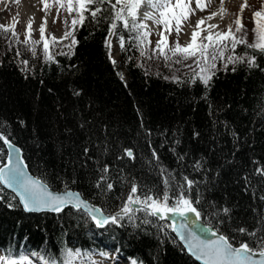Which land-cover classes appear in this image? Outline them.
I'll return each mask as SVG.
<instances>
[{
  "label": "trees",
  "instance_id": "trees-1",
  "mask_svg": "<svg viewBox=\"0 0 264 264\" xmlns=\"http://www.w3.org/2000/svg\"><path fill=\"white\" fill-rule=\"evenodd\" d=\"M100 7L105 10L95 19L83 13L86 19L75 28L77 44L70 56L55 53L68 52L65 45L71 38L52 48L51 37L44 33L55 54L50 63L43 41L31 34V40L41 41L33 56L28 30L23 39L17 32L18 39L11 32L0 34V135L20 148L37 179L55 191H65L67 185V190L77 191L107 214L120 210L133 183L137 195L162 192V180L169 173L175 176L168 192L173 203L178 183L187 176L198 182L201 203L193 206L201 212V222L234 236L230 240L234 246L247 242L259 252L264 177L254 170L264 167V55L239 46L236 54L245 60L255 56L259 66L245 62L234 65L235 71L231 64L225 70L218 60L206 89L199 81L188 82L189 69L171 74L166 69L171 62L154 56L155 47L141 56L135 33L120 26L125 50L120 48L113 64L105 43L111 12L107 5ZM115 39L119 42L118 36ZM25 60L27 65L21 63ZM5 158L0 140V166ZM195 161H201V170H194ZM104 164L109 167L111 191L104 183L95 187ZM185 194L195 200L197 187L191 192L185 188ZM0 197V254L5 261L38 256L44 264L53 258L64 264L68 249L90 256L117 255L135 264H198L164 219L144 212L98 229L80 210L28 214L1 185ZM211 205L230 209L225 224L218 222ZM238 227L257 235L239 234Z\"/></svg>",
  "mask_w": 264,
  "mask_h": 264
},
{
  "label": "snow or ice",
  "instance_id": "snow-or-ice-1",
  "mask_svg": "<svg viewBox=\"0 0 264 264\" xmlns=\"http://www.w3.org/2000/svg\"><path fill=\"white\" fill-rule=\"evenodd\" d=\"M57 4L61 8H66L69 13L73 11L78 12V18L72 20V31H65L64 36L59 38L51 37L52 48H55L57 44L61 43L63 40L71 38L70 43L65 45L68 48V52H59L55 54L59 55H72L74 54V47L77 41L74 36V31L76 26L83 25L86 17L84 12H89L90 16L95 19L98 14H100L105 9H102L100 5H107L108 10L111 12V23L109 27V37L118 36L121 50H125V40L122 35L118 34V29L120 26L127 30L130 34L135 33L136 46L140 51L141 56L148 55V48L151 45V40L149 37L152 35L151 29H149L148 24L144 21H152L155 25H163L165 31L159 32L158 35L161 37L156 42V46L152 49V53L157 58L162 57L167 64L168 62H174L177 64L184 65L185 61L192 60V64L186 65L190 70V76L188 82L195 84L198 81L202 83L205 88H210L211 81L215 77L217 70V61H223V68L228 69V66L233 65L232 71H235L234 65L238 63H247L249 67H258L255 56H249L245 60L244 56L236 54V49L243 45L245 48H251L254 52H258L260 55H264V5H262L261 10H256L253 13V21L255 27L253 28V33L255 35V40L253 43H248L246 39V31L242 23V18L237 15L234 23L236 25L233 31L232 26H228L227 31H220L217 24L208 23L212 21L217 16L220 19H224L227 12L224 8V0H220V10L218 12H211L208 16L202 17L197 20L195 27L192 31L190 42L181 45L179 43V36L182 32L185 23L190 22V16L195 14L196 10L201 12L207 10L213 0H75V5L73 0H67V3H63L62 0H56ZM147 3L150 7L158 9V14H150L145 12L142 19L139 15V10L143 4ZM195 3V9L192 8V4ZM78 6V7H77ZM248 5L245 3L241 5L240 13L242 14L245 7ZM47 7V4L45 5ZM67 23V22H66ZM204 26L201 28V26ZM215 30V31H214ZM176 33L177 40L173 46L168 45V36L172 35V32ZM11 32L12 36L18 39L15 32V25L9 28L6 25H0V34H5ZM45 27L42 25L40 28L41 41H43V51L45 54L46 62H53L54 53L50 51L49 41L44 37ZM167 32V35L165 34ZM203 33V35L201 34ZM240 33L241 35H237ZM28 37L32 44V54L36 55L35 46L41 41L31 40V22L28 25ZM28 43V41H25ZM106 47L109 49V57L111 59L112 51V41L111 39H106ZM229 53L227 56L225 55ZM19 55V53H17ZM149 59L151 57H148ZM24 65H27L28 61H22ZM113 60V64H115ZM194 65V66H193ZM167 79V77H165ZM174 82L181 83L177 78L173 77ZM195 135H199L196 133ZM0 140H3L5 145L12 148L10 141L0 135ZM179 143V141H177ZM18 151V150H17ZM85 156L88 155L89 149L84 148ZM125 154L128 157H133V153L130 149H125ZM155 159V151L152 153ZM9 161L11 160V153H8ZM179 159L182 161L183 156ZM22 163V161H20ZM26 167V166H25ZM194 170H201L203 164L201 161H195L193 163ZM161 174L164 175L165 169L161 168ZM255 174L264 177V167H257ZM99 178L95 184L98 189L101 184H106V190L111 191L113 189V184L108 183V172L109 167L104 164L99 167ZM175 180V176L171 173L167 175L165 179L162 180L165 188L162 192L156 193L155 195L150 194V192H145L142 195H137L138 186L133 183L127 199L124 201L122 207L119 211L111 215H104L102 212L99 217H97L94 212H100V209L90 208L88 204L82 200L79 193H74L66 190L63 193H54L49 191L46 186L40 184L38 181L33 180L28 177L24 170L19 166H12L10 163L7 166V171L4 167H0V184L6 185L7 187L16 186L17 194L20 196V203L23 205L25 211H41V210H51L55 212H60L65 206L71 205L75 209L79 210L84 208L87 210L88 214L91 215L92 219L96 222L97 227H104L105 225L111 223L113 225L118 224L119 220L123 217H127L129 220L133 219V214L136 211H141L146 214V216L156 217L158 220H163L168 217L169 214L172 216H179L184 219L183 223H180L178 227L172 224V231L176 232L182 241L185 242L188 251L195 257L196 260H202L203 264H264V260L253 261V258L249 253L254 251L252 245L247 242L239 243V246L234 247L230 243L231 239L235 237H229L224 234H217V232H211V236L216 237L215 239H201L194 231H189L191 221L188 219V214L193 213L195 219L199 220L201 217V212L197 210L193 204L199 205L201 199L198 192V182L195 180L188 179L187 176L182 177V182L178 183L179 193H174L175 201L170 203L172 197L168 195L169 191H172L170 187V182ZM245 181L248 182V177H245ZM75 183V181H73ZM197 187V198L193 200L187 194H185V188L188 192H191ZM2 199V197H0ZM260 200L264 201V196L259 197ZM133 205L139 207L134 208ZM11 206V205H10ZM213 208V215L218 219L220 224L226 223V218H230V209L223 207L219 210L215 209V205H211ZM261 221L264 222V216L261 217ZM145 223L149 221L145 220ZM198 231L202 233H208L209 230L201 226ZM264 231V229H261ZM236 232L242 235H247L253 237L257 235L256 231H248L244 227H238ZM261 250L259 255L264 257V235L259 237ZM66 258L64 264L78 256L79 252L73 253L72 250L65 249ZM22 259H27V257H22ZM6 257L0 256V261H5ZM6 264H15L13 260H7ZM45 264H57V261L53 258L50 261H45Z\"/></svg>",
  "mask_w": 264,
  "mask_h": 264
},
{
  "label": "rangeland",
  "instance_id": "rangeland-1",
  "mask_svg": "<svg viewBox=\"0 0 264 264\" xmlns=\"http://www.w3.org/2000/svg\"><path fill=\"white\" fill-rule=\"evenodd\" d=\"M31 2V3H30ZM34 2V3H33ZM63 3H67V0H62ZM27 4L23 6L24 4ZM75 5V0H73ZM247 4L248 6L245 7L243 13H240L241 5ZM263 0H224V8L227 12V15L224 19H220L219 16L214 18L210 21L213 24H217L219 27L217 30L220 31H227L228 26L231 25L233 31L235 30V19L237 15H240L242 18V23L244 25L245 31L247 33L246 39L248 43H253L255 40V35L253 33V28L255 27L253 21V13L254 11L261 9ZM47 4V7L45 5ZM38 5V6H37ZM26 6L28 8H26ZM33 8H32V7ZM220 0H213L211 6L205 11H219L220 10ZM36 7V8H35ZM78 7V6H77ZM195 3L192 4V8L195 9ZM213 7V10H211ZM25 8V9H24ZM205 11L201 12L199 10L195 11V14L190 16V22L193 23L194 17L197 16H207L210 13H206ZM78 12L73 11L69 13L66 8H61L59 4H57L56 0H0V25L6 26H13L15 25V32H17L18 36L23 39L25 34V29L28 30L29 22H31V34L34 35L35 39H41L40 28L43 25L45 27V34L47 37L55 36L57 39L64 36L65 31H71L72 28V20L78 17ZM204 13V14H203ZM158 14V11H157ZM216 20V21H215ZM67 22V23H66ZM208 22V23H210ZM186 24L183 26L182 32L179 36V43L181 45H185L190 42V35L184 31ZM203 26V25H202ZM201 26V28H203ZM159 31L152 32V35L149 37L151 40V47L156 46L157 40L161 37L158 35L159 32L165 31L163 25H159ZM215 31V30H214ZM167 35V32H165ZM203 35V33H201ZM237 35H241L237 33ZM185 38H184V37ZM187 36V37H186ZM189 37V38H188ZM112 41V51H111V60H117L118 51L120 50V44H116L114 36L108 37V39ZM177 36L176 33L173 31L172 35L168 36V45L173 46L176 43ZM108 48V47H107ZM109 51V49H108ZM164 63V62H163ZM162 63V64H163ZM192 64V60H188L184 62V65L177 64L171 62L167 70L172 74H176L177 72L185 71L189 69L186 65ZM174 70H177L175 72ZM190 70V69H189ZM76 253V252H73ZM39 259L37 257L32 258L31 256L28 259H21L20 261L16 262L15 264H41L38 263ZM117 260H119L117 262ZM68 264H134L128 263L126 261H120L118 258H114L112 256L105 257V256H94L84 254L79 252L78 256H74Z\"/></svg>",
  "mask_w": 264,
  "mask_h": 264
},
{
  "label": "water",
  "instance_id": "water-1",
  "mask_svg": "<svg viewBox=\"0 0 264 264\" xmlns=\"http://www.w3.org/2000/svg\"><path fill=\"white\" fill-rule=\"evenodd\" d=\"M1 141H2V143H3V140H1ZM10 143H11V142H10ZM3 145H4L5 150H6V158H5L4 163H3L0 167H4L5 170L7 171V166L9 165V163H10L12 166H19L20 168H22V169L24 170L25 174H26L28 177H30V178H32L33 180L38 181L40 184L46 186L47 189H48L49 191H52V192H54V193H63V192H65V191H55V190H52L49 186H47V185H46L45 183H43L41 180H39V179H37L35 176H33V175L31 174V172L29 171L28 166H27V164H26V162H25V160H24V158H23V153H22V151L20 150V148H19L18 146H16V145L13 144V143H11V145L13 146L12 148H9V146H8V145H5L4 143H3ZM17 150H18V151H17ZM9 152L11 153V160H10V161H9V157H8V153H9ZM20 161H22V163H20ZM25 166H26V167H25ZM0 185H1L2 188H4L6 191L12 193V194L15 196V198L17 199V201H18L20 207L22 208V210H23L25 213H28V214H40V213L59 214V213L63 212L65 209H67V208H72V209H74V210H77V209H75L74 207H72L71 205H68V206H65V207L63 208V210L60 211V212H55V211H51V210H47V209H45V210H41V211L28 212V211H25V210H24L23 205L20 203V196L17 194V189H16V186H15V185H13V187H7L6 185H3V184H0ZM68 191H71V192H74V193H78L77 191H72V190H68ZM80 196H81V195H80ZM81 198H82L83 201H85V202L88 204V206H89L90 208L100 209V212H94V214H95L97 217L100 216L101 212H102L104 215H111V214L116 213V212H114V213H111V214H106V213L103 212V210H102L100 207L91 204L89 201L85 200L82 196H81ZM133 207H134V208H137V207H139V206H137V205H133ZM79 210H81L82 212H84V213L89 217V219L91 220V222L94 224V226H95L96 228L101 229V228H104L105 226L108 225V224H107V225H105L104 227H97L96 222L92 219L91 215L88 214V212H87L86 209L81 208V209H79ZM184 219H185V218H182V217H179V216H172L171 214H169L168 217H167L166 219H164V220L168 223V225L172 224L173 226L178 227L180 223H183V222H184ZM188 219L191 221V223H190V227H189V231H194L195 234H196L199 238H201V239H205V238H207V239H215V238H216V237H214V236H211V232H217V231H216L215 229L209 227V226H206L204 223L201 222L200 219H199V220H196V219H195V215H194L193 213H189V214H188ZM109 224H110V223H109ZM201 226H203L204 228L208 229L209 232L206 234V233H202V232L198 231V229H199ZM169 229L171 230V232L173 233V235L176 237L178 243L182 246V248L185 250V252H186V253H187V254H188L193 260H195L198 264H203V261H202V260H196L195 257H194V256L188 251L185 242L181 240L180 236H179L176 232H173V231H172V227H169ZM217 234L219 235L220 233L217 232ZM233 246H234V245H233ZM234 247H236V246H234ZM249 255L252 256L253 261H261V260H264V257H261V256L259 255V252H252V253H249Z\"/></svg>",
  "mask_w": 264,
  "mask_h": 264
},
{
  "label": "bare ground",
  "instance_id": "bare-ground-1",
  "mask_svg": "<svg viewBox=\"0 0 264 264\" xmlns=\"http://www.w3.org/2000/svg\"><path fill=\"white\" fill-rule=\"evenodd\" d=\"M8 1H11V0H8ZM30 1V0H29ZM31 3V2H30ZM34 3V2H33ZM24 4V3H23ZM25 5H27V4H24L23 6H25ZM27 6H29V5H27ZM26 6V8H28ZM38 6V5H37ZM32 7V6H31ZM33 8V7H32ZM36 8V7H35ZM212 9L211 10H213V7H211ZM25 9V8H24ZM157 11H158V9H154V8H152V7H150L147 3H145V4H143L142 6H141V9L139 10V15H140V18L142 19V17H143V14L145 13V12H148V13H150V14H157ZM213 12V11H212ZM217 12V11H216ZM208 14V13H211L210 11H205V14ZM204 14V13H203ZM209 15V14H208ZM207 15V16H208ZM202 17H206V15L205 16H197V17H194V21H193V23L191 24V23H185L186 24V26H185V32H186V34L188 33L189 35H190V37H191V35H192V31H193V29H194V27H195V24H196V22H197V20H199V19H201ZM216 19V18H215ZM216 21V20H215ZM145 23H147L148 24V27H149V29H151V31L152 32H156V31H159L158 30V27H159V25H155L152 21H144ZM210 22V21H209ZM211 23V22H210ZM184 24V25H185ZM203 27V26H202ZM184 37V36H183ZM187 37V36H186ZM185 38V37H184ZM189 38V37H188ZM12 194V193H11ZM13 195V194H12ZM14 196V195H13ZM15 197V196H14ZM94 205V204H93ZM0 253H1V250H0ZM39 259V258H38Z\"/></svg>",
  "mask_w": 264,
  "mask_h": 264
}]
</instances>
